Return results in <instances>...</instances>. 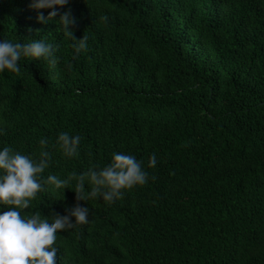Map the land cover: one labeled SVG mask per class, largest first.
<instances>
[{"label": "trees", "instance_id": "trees-1", "mask_svg": "<svg viewBox=\"0 0 264 264\" xmlns=\"http://www.w3.org/2000/svg\"><path fill=\"white\" fill-rule=\"evenodd\" d=\"M32 3L0 0V39L44 37L56 62L0 73V147L38 157L47 138L45 177L117 151L149 172L114 203L79 201L89 223L58 231L57 264H264V0H69L79 54ZM60 131L81 135L78 156ZM76 197L46 186L23 212L66 214Z\"/></svg>", "mask_w": 264, "mask_h": 264}, {"label": "clouds", "instance_id": "clouds-1", "mask_svg": "<svg viewBox=\"0 0 264 264\" xmlns=\"http://www.w3.org/2000/svg\"><path fill=\"white\" fill-rule=\"evenodd\" d=\"M69 0H33L36 9H51L47 16L40 12L37 19L47 24L59 17V26L63 35L72 41V48L77 54L88 47L87 35L77 38L73 25L77 18L72 11H62ZM107 19V17H105ZM56 45L46 38L27 39L24 42L8 38L0 39V73L19 72L22 58L32 60L44 59L55 64ZM5 129L0 127V134ZM81 135L70 131H60L57 144L66 157L79 155ZM40 145L44 146L36 157L25 154L12 145L0 147V264H57L59 247L56 244L60 230L75 228L89 223L91 210L79 203L90 198H102L105 202L114 203L125 196L126 190L148 183L149 172L144 162L131 153L113 152L111 160L104 166L94 165L84 172H71L61 178L56 174L43 175L52 159L48 150V139L41 137ZM148 167L157 165V156L153 153L147 161ZM152 180L156 177L153 175ZM75 184L72 185V181ZM90 191L85 194V183ZM46 186L62 190L72 188L77 193V203L66 209V214L55 213L45 217L40 211L26 214L38 193ZM71 186V187H70Z\"/></svg>", "mask_w": 264, "mask_h": 264}]
</instances>
